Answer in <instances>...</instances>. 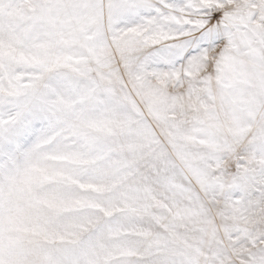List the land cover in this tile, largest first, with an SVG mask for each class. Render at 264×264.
Returning <instances> with one entry per match:
<instances>
[{"label": "snow or ice", "instance_id": "1", "mask_svg": "<svg viewBox=\"0 0 264 264\" xmlns=\"http://www.w3.org/2000/svg\"><path fill=\"white\" fill-rule=\"evenodd\" d=\"M0 264H264V0H0Z\"/></svg>", "mask_w": 264, "mask_h": 264}]
</instances>
